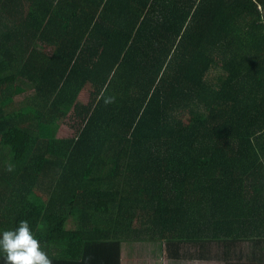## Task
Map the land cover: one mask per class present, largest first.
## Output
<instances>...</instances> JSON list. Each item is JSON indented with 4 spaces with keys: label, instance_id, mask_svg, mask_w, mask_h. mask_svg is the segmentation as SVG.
Listing matches in <instances>:
<instances>
[{
    "label": "trees",
    "instance_id": "16d2710c",
    "mask_svg": "<svg viewBox=\"0 0 264 264\" xmlns=\"http://www.w3.org/2000/svg\"><path fill=\"white\" fill-rule=\"evenodd\" d=\"M260 4L0 0V230L27 220L52 264L134 238L264 264Z\"/></svg>",
    "mask_w": 264,
    "mask_h": 264
},
{
    "label": "crops",
    "instance_id": "0c3cea01",
    "mask_svg": "<svg viewBox=\"0 0 264 264\" xmlns=\"http://www.w3.org/2000/svg\"><path fill=\"white\" fill-rule=\"evenodd\" d=\"M216 241L211 238L177 241L163 238H134L123 246L124 254L121 255V261L122 264H226L227 257L220 254ZM95 252L98 255H113L109 251Z\"/></svg>",
    "mask_w": 264,
    "mask_h": 264
},
{
    "label": "clouds",
    "instance_id": "9594fccd",
    "mask_svg": "<svg viewBox=\"0 0 264 264\" xmlns=\"http://www.w3.org/2000/svg\"><path fill=\"white\" fill-rule=\"evenodd\" d=\"M0 264H52L27 220L0 230Z\"/></svg>",
    "mask_w": 264,
    "mask_h": 264
},
{
    "label": "rangeland",
    "instance_id": "374dc122",
    "mask_svg": "<svg viewBox=\"0 0 264 264\" xmlns=\"http://www.w3.org/2000/svg\"><path fill=\"white\" fill-rule=\"evenodd\" d=\"M258 5L261 3V0H255ZM261 6V4H260ZM90 88L86 87L83 90V93L81 95L82 101H86L88 97ZM30 93V92H28ZM20 98V97H19ZM73 121L69 118H67L63 124L59 125H44L41 124L39 126V133L43 137H48V136H55V137H65V136H73L75 134V129L74 126L72 125Z\"/></svg>",
    "mask_w": 264,
    "mask_h": 264
}]
</instances>
